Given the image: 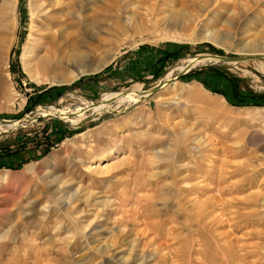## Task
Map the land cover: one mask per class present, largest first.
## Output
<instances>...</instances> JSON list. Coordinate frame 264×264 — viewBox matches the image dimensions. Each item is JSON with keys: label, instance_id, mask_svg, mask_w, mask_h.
Masks as SVG:
<instances>
[{"label": "rangeland", "instance_id": "rangeland-1", "mask_svg": "<svg viewBox=\"0 0 264 264\" xmlns=\"http://www.w3.org/2000/svg\"><path fill=\"white\" fill-rule=\"evenodd\" d=\"M16 7L0 29V156L21 158L0 167V264H264V59L193 60L264 54V0Z\"/></svg>", "mask_w": 264, "mask_h": 264}, {"label": "bare ground", "instance_id": "bare-ground-1", "mask_svg": "<svg viewBox=\"0 0 264 264\" xmlns=\"http://www.w3.org/2000/svg\"><path fill=\"white\" fill-rule=\"evenodd\" d=\"M16 4H17V0H5L4 2L2 1V5H1V11H0V19H1V17H2V20L0 21L1 23H0V29H5V27H4V22H5V19H6V12L4 11L5 10V6H12V16H14V18H15V15H16ZM19 6V5H18ZM4 18V19H3ZM44 20H45V22L43 23V27L47 24L48 26H49V24L48 23H53V24H57V22H54V20H50L49 19V17H48V15L47 16H45L44 17ZM14 21H16V20H14ZM16 25H18V24H16ZM8 26V25H7ZM17 28V27H16ZM53 36H54V34H53ZM45 37H47V38H51V40H52V42H53V40H54V42H53V44H52V46L49 48V50H48V53H49V55L47 56V57H43V58H45L44 60H43V62L41 63L43 66H48V65H50L51 63H52V60L54 59V58H56L57 56V52H58V48H57V45H56V42H55V40H56V38L55 37H52V36H45ZM31 54L29 55V57H33V55H34V52L32 51V52H30ZM28 55H26V56H28ZM71 56V55H70ZM209 56V55H208ZM203 56V57H198V58H193V60L195 61H197L196 63H203V62H206V61H210V60H213L214 58L212 57V56ZM42 58V59H43ZM26 60V59H25ZM193 60H192V62H193ZM216 60V59H215ZM214 60V61H215ZM27 61V60H26ZM24 62V67H25V70L26 71H28L29 73H30V68H29V65L27 64V62ZM31 77H35L34 75H32L31 74ZM110 94H118V93H115V92H110L108 95H110ZM134 97V96H133ZM133 97H131V96H129L128 94H125V95H123V96H120V97H108L106 100H111V99H115L117 102H124V101H126V100H136V99H134ZM109 100H108V102H109ZM129 103V102H128ZM104 105V107H106V106H109L108 104H103ZM100 106V105H99ZM110 106H111V104H110ZM93 109H95V110H97L98 109V106H93ZM80 111V110H79ZM80 112H82V111H80ZM82 118V117H81ZM13 123V122H12ZM0 127H1V125H0ZM2 128V127H1ZM7 128V127H6ZM106 170L108 171V169H105V170H99V173H103V172H106ZM108 173V172H107ZM69 204L70 203H67V206H69ZM71 205V204H70ZM80 213H82V212H80ZM69 219H70V221H72L73 223H74V226L76 227V228H78V226H79V223H78V221L76 222V219H73V218H71V217H69ZM96 242V241H95ZM94 243V242H93ZM108 248H109V246L107 247L106 246V248L105 247H102V249L104 250V252L106 251L107 252V250H108ZM97 250H99V249H97ZM126 264V263H125Z\"/></svg>", "mask_w": 264, "mask_h": 264}, {"label": "water", "instance_id": "water-1", "mask_svg": "<svg viewBox=\"0 0 264 264\" xmlns=\"http://www.w3.org/2000/svg\"><path fill=\"white\" fill-rule=\"evenodd\" d=\"M212 56L215 59H220L224 62L230 61V62H237V61H244V60H249V59H264V54H244V55H227V56H219V55H209ZM208 56V57H209ZM165 83L160 84L159 86H156V88H154L152 90V92H156L158 91L161 86H163Z\"/></svg>", "mask_w": 264, "mask_h": 264}, {"label": "crops", "instance_id": "crops-1", "mask_svg": "<svg viewBox=\"0 0 264 264\" xmlns=\"http://www.w3.org/2000/svg\"><path fill=\"white\" fill-rule=\"evenodd\" d=\"M1 155V154H0ZM20 154H10L8 156H0V167L8 166V163L20 161Z\"/></svg>", "mask_w": 264, "mask_h": 264}]
</instances>
